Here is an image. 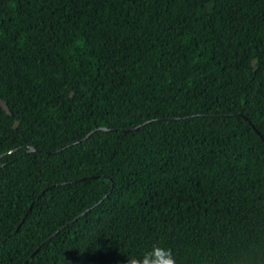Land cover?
Listing matches in <instances>:
<instances>
[{"label": "trees", "instance_id": "16d2710c", "mask_svg": "<svg viewBox=\"0 0 264 264\" xmlns=\"http://www.w3.org/2000/svg\"><path fill=\"white\" fill-rule=\"evenodd\" d=\"M0 101V264H264V0H0Z\"/></svg>", "mask_w": 264, "mask_h": 264}, {"label": "clouds", "instance_id": "9594fccd", "mask_svg": "<svg viewBox=\"0 0 264 264\" xmlns=\"http://www.w3.org/2000/svg\"><path fill=\"white\" fill-rule=\"evenodd\" d=\"M128 264H175L169 250L154 247L150 253H146L142 259L132 258Z\"/></svg>", "mask_w": 264, "mask_h": 264}, {"label": "rangeland", "instance_id": "374dc122", "mask_svg": "<svg viewBox=\"0 0 264 264\" xmlns=\"http://www.w3.org/2000/svg\"><path fill=\"white\" fill-rule=\"evenodd\" d=\"M0 107L6 112V109L4 107V104L0 101Z\"/></svg>", "mask_w": 264, "mask_h": 264}, {"label": "water", "instance_id": "95a60500", "mask_svg": "<svg viewBox=\"0 0 264 264\" xmlns=\"http://www.w3.org/2000/svg\"><path fill=\"white\" fill-rule=\"evenodd\" d=\"M30 208V207H29Z\"/></svg>", "mask_w": 264, "mask_h": 264}]
</instances>
